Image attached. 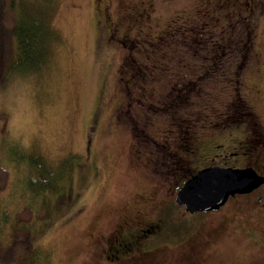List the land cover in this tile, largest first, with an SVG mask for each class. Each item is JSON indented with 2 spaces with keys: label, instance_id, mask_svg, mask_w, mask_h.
<instances>
[{
  "label": "rangeland",
  "instance_id": "1",
  "mask_svg": "<svg viewBox=\"0 0 264 264\" xmlns=\"http://www.w3.org/2000/svg\"><path fill=\"white\" fill-rule=\"evenodd\" d=\"M26 6L28 16L48 22L51 37L44 62L18 70L0 90V113L10 118L8 137L0 141V166L11 176L0 203V241L8 243L15 214L31 206L35 264H102L100 246L120 226L146 227L158 219L160 232L149 241L159 247L122 264H264L259 195L231 201L219 213L190 216L174 198L193 166L177 168L170 158L183 140L202 145L218 137L219 126L241 109L246 152L230 161L264 171V0H29ZM104 7L118 29L112 44ZM143 8L149 14L145 24L138 15ZM161 36L163 51L185 56L225 46L229 84L222 88L207 79L189 97L191 106L164 108L159 119L129 120L123 97L128 50L119 43ZM139 51L130 58L137 65ZM189 61L192 66L194 58ZM148 92L152 101L158 95ZM152 148L159 150L148 154ZM195 151L198 159L203 148ZM29 156L45 160L46 168L68 158L81 161L70 173L72 198L63 208L58 201L69 190L50 191L52 177H38L29 164L8 159Z\"/></svg>",
  "mask_w": 264,
  "mask_h": 264
},
{
  "label": "flooded vegetation",
  "instance_id": "2",
  "mask_svg": "<svg viewBox=\"0 0 264 264\" xmlns=\"http://www.w3.org/2000/svg\"><path fill=\"white\" fill-rule=\"evenodd\" d=\"M104 9L106 11L103 26L105 31L109 34V40L112 44L113 40H115V34L118 32V29L113 25V22L112 24L110 23L113 21V18L111 12H108V7H104ZM250 11L251 10L248 9V14L245 18H251L252 15ZM147 12L148 11L143 8L138 13L144 24L149 17ZM223 26L222 28H224L225 31L228 25ZM221 32L223 33V31ZM169 34L170 33L164 36L167 38ZM150 39L152 38L147 37L146 39L143 37L140 43L133 40L127 42L126 40L120 42V46H118L119 49L128 50L125 57H127L126 59L128 60L127 65L129 71L128 79L124 84L123 97L126 100L125 107L128 109L127 112L131 113L130 115H126V118H130L129 120H132L133 118L146 120L148 118L150 119L152 116L153 118L159 119L162 117L161 115L164 112V108L178 107L185 102L186 105H189V97L191 98V95L196 96L195 94L198 93V91H202V87L205 86L207 79H209L210 84L215 83L216 86L219 84L222 88H224L223 86L227 87L229 84V78L228 76H225L228 71L227 65L229 56L228 50L225 46L219 45L216 49H210L209 51L203 52V54L197 52L185 56L179 52L167 53L163 51L161 47L165 41V37L163 36L155 37L152 39L153 41H150ZM168 39H170V36ZM139 47V57L141 62L140 65H137V61L133 59H135L134 52ZM149 47L152 49L156 48L157 50H149ZM192 58H194V63L190 66L191 62L189 60ZM198 59L201 61L202 67H198L197 65L196 62ZM239 67V64H237L236 74L238 78V74L241 71ZM215 75H221V78L218 79ZM235 84L236 83H233V85ZM135 88H139L140 91H136ZM150 88L158 93L153 101L151 99L152 93L148 92ZM165 91H167L166 94ZM138 105H140L142 109ZM135 106L138 107L137 115H134L136 112L134 109ZM145 107L147 108L145 109ZM243 117L240 116L234 120L223 122V124L219 126L220 135L215 139H209L205 144H191V142L183 140L179 145L178 150H175L174 156H170L172 164L177 168L187 166L194 167L190 174L191 176L187 180L200 170L209 167L234 169L246 168L239 166L238 163L230 161L232 159L242 158L244 156L243 153L246 152V149H244V136L246 135V130L243 125ZM255 140H257L255 145L257 143L260 145L261 138L256 136ZM153 142L160 148V150L165 152L168 151V147L163 142L162 145L159 144L157 139H153ZM200 146L203 148V153H201L197 159L195 156V150ZM226 149L231 150V152H227L228 155L223 152L226 151ZM155 150L159 149L152 148L147 153L154 154L153 151ZM219 150H222V152H219ZM194 160H197L196 164H193ZM256 172L264 177V171ZM187 180L183 182L181 187ZM256 193L259 195L257 199L260 208L259 210L264 217V185L249 194L236 195L234 198H229L225 205L220 207L217 211L198 214H204V216H207L208 214L219 213L221 209L231 201L240 197H249ZM181 208L185 211L184 207ZM160 221L161 220L158 219L154 224L147 225L146 227L136 226V228H132L129 226H120L113 237L105 239L102 246H100L101 263L122 264L134 258L148 256L152 251L159 247L158 243H151L149 240L151 238L156 239L158 236L157 234L160 232L161 228ZM246 232L252 236L255 235L254 231L251 229H247Z\"/></svg>",
  "mask_w": 264,
  "mask_h": 264
},
{
  "label": "trees",
  "instance_id": "3",
  "mask_svg": "<svg viewBox=\"0 0 264 264\" xmlns=\"http://www.w3.org/2000/svg\"><path fill=\"white\" fill-rule=\"evenodd\" d=\"M28 1L0 0V90L9 82L10 76L16 75L18 70L22 71L23 67L31 66L36 68L44 62L48 51V41L51 37L48 22L44 21L41 16L37 19L28 16V9L26 11ZM188 106H191V104ZM239 107H242V105ZM239 110L240 112L236 118L244 116L241 109ZM242 111H244L243 107ZM9 123V116L0 113V141L4 142L8 137ZM9 146L12 149L15 148L12 144ZM29 157L22 159L20 162L8 159L11 163L29 164L38 177L46 178L47 175V179L52 177L53 185L49 186L50 191L55 190L57 187H61V191L69 190L66 199L58 201V207L63 208L72 198L70 173L75 166L82 167L81 161L74 162V159L68 158L55 168H46L45 160L39 157ZM67 167L69 169H66ZM51 172H55V177L50 174ZM10 178L9 171L0 166V203L2 196L10 186ZM47 179L41 183L42 186L48 184ZM55 181L59 186L55 184ZM44 211L45 207L40 210L38 218L44 219ZM34 218L35 215L31 206H25L15 214L8 243L0 241V264L36 263V259H34L36 254L34 237L30 231Z\"/></svg>",
  "mask_w": 264,
  "mask_h": 264
},
{
  "label": "water",
  "instance_id": "4",
  "mask_svg": "<svg viewBox=\"0 0 264 264\" xmlns=\"http://www.w3.org/2000/svg\"><path fill=\"white\" fill-rule=\"evenodd\" d=\"M264 185L253 168L209 167L200 170L179 188L175 205L189 215L217 211L229 198L249 194Z\"/></svg>",
  "mask_w": 264,
  "mask_h": 264
}]
</instances>
